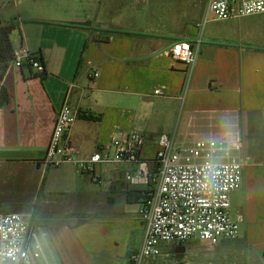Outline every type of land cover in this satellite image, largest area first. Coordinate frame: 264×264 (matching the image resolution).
<instances>
[{
    "label": "crops",
    "instance_id": "1",
    "mask_svg": "<svg viewBox=\"0 0 264 264\" xmlns=\"http://www.w3.org/2000/svg\"><path fill=\"white\" fill-rule=\"evenodd\" d=\"M94 1L0 0V19L18 22L12 47L24 46L44 67L38 73L9 64L4 72L0 85L10 100L0 106V168H33L28 192L22 178V203L31 204L30 223H47L36 225L45 255L55 264H128L132 240L140 247L143 239L140 203L126 200L140 190L124 180L132 165L80 172L43 163L68 91L78 112L68 132L76 159L124 131L142 135L146 159L162 134L238 140L242 179L230 194L238 264H264V14L204 20L207 0ZM177 41L197 48L189 73L168 53Z\"/></svg>",
    "mask_w": 264,
    "mask_h": 264
},
{
    "label": "built area",
    "instance_id": "2",
    "mask_svg": "<svg viewBox=\"0 0 264 264\" xmlns=\"http://www.w3.org/2000/svg\"><path fill=\"white\" fill-rule=\"evenodd\" d=\"M262 14L264 0H207L204 20ZM168 53L174 61L183 63L189 73L197 48L188 41H177ZM9 64L44 72L37 56L24 46L12 49ZM92 77H97V73H92ZM153 94L162 93L154 89ZM67 95L68 91L56 113L43 163L53 168L73 164L80 172L93 170L95 164L134 167L124 173V180L140 188L146 199L138 209L143 239L139 250L129 255L128 264H141L144 258L157 256L163 244H184L197 239L216 245L221 240L238 237L239 223L230 215V194L240 187L242 179L238 140L182 142L162 134L153 157L146 159L142 156V135L124 131L87 158L76 159L68 143V132L78 112L69 105ZM0 264H51L43 254L27 214L0 213Z\"/></svg>",
    "mask_w": 264,
    "mask_h": 264
},
{
    "label": "rangeland",
    "instance_id": "3",
    "mask_svg": "<svg viewBox=\"0 0 264 264\" xmlns=\"http://www.w3.org/2000/svg\"><path fill=\"white\" fill-rule=\"evenodd\" d=\"M89 1L94 3L95 6L98 5L97 1ZM8 12L12 11L9 10ZM33 171L32 167L22 166V164L6 165L4 168H0V213H29L31 204L24 201L22 203V178L26 180L25 185L28 186V192L30 190L29 186H31L30 183L35 179ZM30 224L34 228V233L46 260L51 264H55L45 255L46 250L43 238L40 236V226L43 225L42 227H44L47 223L45 221H36L32 218ZM129 248H131L133 253H136L140 248L139 242L133 239ZM209 255H212V257L210 258ZM241 258L240 242L236 239L221 240L218 245L214 246L199 242L197 239H192L187 241L181 249L174 248L172 245H168L167 247L161 245L159 255L144 258L141 264H238L241 262Z\"/></svg>",
    "mask_w": 264,
    "mask_h": 264
},
{
    "label": "trees",
    "instance_id": "4",
    "mask_svg": "<svg viewBox=\"0 0 264 264\" xmlns=\"http://www.w3.org/2000/svg\"><path fill=\"white\" fill-rule=\"evenodd\" d=\"M17 28L18 22L15 19L9 21L0 19V83L11 60L13 47L10 41V33ZM9 100L10 95L8 91L0 85V106L7 104ZM145 199L146 195L141 190H130L126 193V200L128 202L141 203Z\"/></svg>",
    "mask_w": 264,
    "mask_h": 264
}]
</instances>
